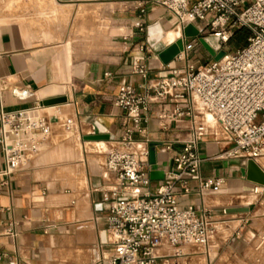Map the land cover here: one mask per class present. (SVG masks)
Here are the masks:
<instances>
[{"label":"crops","instance_id":"obj_1","mask_svg":"<svg viewBox=\"0 0 264 264\" xmlns=\"http://www.w3.org/2000/svg\"><path fill=\"white\" fill-rule=\"evenodd\" d=\"M141 3L144 14L137 8ZM77 4L102 9L89 17L87 52L77 47ZM99 22L112 34L110 43L103 42ZM156 23L163 30L165 25L179 30L177 19L149 0H0V113L40 106L52 127L41 152L14 174L4 172L0 148V251L5 254L0 264H107L114 245L103 194L117 181L105 177L104 170L107 152L127 123L113 100L122 83L143 90L165 74L159 53L173 43L161 38L150 44L148 27ZM137 58L150 68L147 80L133 73ZM62 97L67 100L43 105ZM157 112L153 105L145 133L135 137L149 147L156 144L150 172H167L192 124L184 119L164 129ZM99 129L111 139H87ZM229 146L220 126L211 124L198 146L204 159L200 177H224L226 182L200 191L192 179L191 192L177 197L181 208L215 215V238L202 250L162 248L159 264H189L197 254L199 264H262L264 255L255 259L251 253L263 250L257 243L264 242V227H257L264 224V196L255 195L253 182L243 175L245 160L213 158ZM161 181L153 180L150 189L155 191ZM9 223L15 236L7 234Z\"/></svg>","mask_w":264,"mask_h":264},{"label":"built area","instance_id":"obj_2","mask_svg":"<svg viewBox=\"0 0 264 264\" xmlns=\"http://www.w3.org/2000/svg\"><path fill=\"white\" fill-rule=\"evenodd\" d=\"M149 1L177 19L184 49L172 61L175 64H164L165 74L143 90L122 83L114 97L113 104L124 111L127 123L107 152L104 170L105 177L112 175L117 181L115 188L103 194L114 245L107 264H159L162 248L203 246L215 238V215L193 206L181 208L177 200L178 194L191 192L192 179L198 180L200 191L226 182L224 177H200L204 159L198 146L211 124L220 126L230 144L213 158L254 160L264 172V0ZM137 8L141 14L146 12L142 3ZM191 24L200 37H218L223 50L238 30L247 29L250 35L245 46L234 52L225 50L218 61L212 58L201 63L199 53H191L184 37L185 27ZM138 27L145 30L143 24ZM193 39L200 44L199 37ZM149 72L144 59L137 58L133 73L147 80ZM153 105L158 107L157 117L164 129L170 122L184 119L192 124L189 138L173 158L174 168L165 172L155 191L150 189V147L135 137L145 133ZM51 133L40 106L2 111L4 172L11 175L27 166ZM252 191L264 196V184L253 182ZM7 234L15 236L13 223H9ZM4 256L0 251V261Z\"/></svg>","mask_w":264,"mask_h":264},{"label":"water","instance_id":"obj_3","mask_svg":"<svg viewBox=\"0 0 264 264\" xmlns=\"http://www.w3.org/2000/svg\"><path fill=\"white\" fill-rule=\"evenodd\" d=\"M160 25L156 23L152 26L148 27L149 34V42L151 45L157 43L163 36V30L159 29L157 34L152 33V28ZM184 37L185 38H194L199 37V42L204 48V50L216 61L223 58L225 55V50L221 49V45L219 44V38L213 36L200 37V31L194 25H188L184 29ZM184 49V38H180V42L170 44L166 48H164L159 53V58L164 64L172 62L175 57L179 54L180 51ZM67 99L65 97L55 98L51 100H46L43 102V105H53L65 102ZM88 140H109L111 136L106 134L104 131L99 129V133L90 135L87 137ZM150 162L151 164H156V144L152 143L150 146ZM242 173L247 179L251 182L264 184V172L260 168V166L254 161L249 160L245 168L242 169ZM165 172L162 170H153L150 172V177L152 180H162L164 179Z\"/></svg>","mask_w":264,"mask_h":264},{"label":"rangeland","instance_id":"obj_4","mask_svg":"<svg viewBox=\"0 0 264 264\" xmlns=\"http://www.w3.org/2000/svg\"><path fill=\"white\" fill-rule=\"evenodd\" d=\"M250 0H246V2H248ZM98 10H102L97 6H88V5H83V4H77V47L80 48L81 51L83 52H87V49L89 50L90 48L88 47L89 45V40H90V33L88 32V28L89 27V17L92 15H95L96 12ZM99 26H101L103 28V30L99 29L100 32L102 34L103 38V42H105L106 44L109 42H111V38H112V34H106L105 31V27H106V23L102 22L98 24ZM171 28H174L171 27ZM207 33V31H205V34ZM111 35V36H110ZM250 35V31L247 29H244L243 31H239L235 37L225 46V50L227 52H234L236 51V49L241 48L243 46H245L246 40H247V36ZM100 36V35H99ZM109 39V40H108ZM113 40V38H112ZM195 43V44H194ZM186 44L187 46H191V53H199L200 57H201V63H206L207 61L211 60L212 57L210 55H208V53L204 50V48L202 47L201 44H197V41L194 40L193 38H187L186 40ZM203 50V52H202ZM264 206V205H263ZM259 207V206H258ZM260 208V207H259ZM264 227L263 225H259V227H257L258 229L260 227ZM262 240V239H261ZM257 245L261 246L260 248L263 249L262 251H253L251 253V256H253V258H258L259 257H263L264 255V242H259L257 243ZM204 249V245L203 247L200 248V250ZM175 252L176 248H173L171 250V252ZM200 256L201 254H197L195 255L194 258L189 259V264H199L198 262L200 261ZM260 262H262V264H264V259L260 260ZM169 264V262L167 263ZM174 264V263H171ZM256 264H260V263H256Z\"/></svg>","mask_w":264,"mask_h":264},{"label":"bare ground","instance_id":"obj_5","mask_svg":"<svg viewBox=\"0 0 264 264\" xmlns=\"http://www.w3.org/2000/svg\"><path fill=\"white\" fill-rule=\"evenodd\" d=\"M165 27V29L163 30L162 29V26L161 25H158V28L157 27H154V28H152V33L153 34H157V32L159 31V29H161V30H163V36H162V38L164 39V41L165 42H168V43H174V42H176L177 40V42H180V38H181V33H180V31L179 30H169V29H171V28H169L167 25H165L164 26ZM163 27V28H164ZM178 29V28H177ZM167 30V31H166ZM164 42V43H165ZM176 42V43H177ZM84 231V230H83ZM86 237V236H85Z\"/></svg>","mask_w":264,"mask_h":264},{"label":"trees","instance_id":"obj_6","mask_svg":"<svg viewBox=\"0 0 264 264\" xmlns=\"http://www.w3.org/2000/svg\"><path fill=\"white\" fill-rule=\"evenodd\" d=\"M243 30H244V29L238 30V31L236 32V34H237L239 31H243ZM236 34H235V35H236ZM234 37H235V36H234ZM234 37H233V38H234ZM248 37H249V36H247L246 38L248 39ZM246 44H247V40H246L245 45H246Z\"/></svg>","mask_w":264,"mask_h":264}]
</instances>
